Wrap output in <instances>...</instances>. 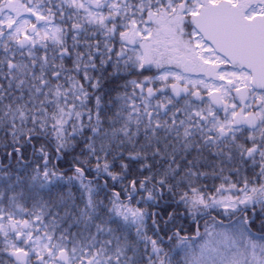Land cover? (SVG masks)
<instances>
[{
    "label": "snow or ice",
    "instance_id": "obj_1",
    "mask_svg": "<svg viewBox=\"0 0 264 264\" xmlns=\"http://www.w3.org/2000/svg\"><path fill=\"white\" fill-rule=\"evenodd\" d=\"M0 264H264V0H0Z\"/></svg>",
    "mask_w": 264,
    "mask_h": 264
}]
</instances>
